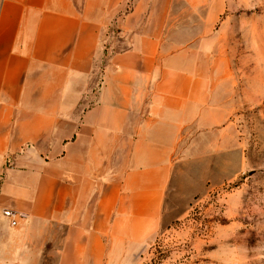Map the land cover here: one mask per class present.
Wrapping results in <instances>:
<instances>
[{
	"label": "crops",
	"instance_id": "obj_1",
	"mask_svg": "<svg viewBox=\"0 0 264 264\" xmlns=\"http://www.w3.org/2000/svg\"><path fill=\"white\" fill-rule=\"evenodd\" d=\"M225 10L226 0H0V264L40 262L49 240L39 245L48 238L34 228L74 227L57 264L91 262L110 220L122 234L155 231L179 145L205 134V48ZM104 48L100 101L83 110ZM4 210L28 222L11 228Z\"/></svg>",
	"mask_w": 264,
	"mask_h": 264
},
{
	"label": "rangeland",
	"instance_id": "obj_2",
	"mask_svg": "<svg viewBox=\"0 0 264 264\" xmlns=\"http://www.w3.org/2000/svg\"><path fill=\"white\" fill-rule=\"evenodd\" d=\"M115 35L105 33L104 47ZM103 51L83 110L100 101L110 49ZM205 80V134L179 145L155 231L122 234L113 220L99 224L96 256L89 263L79 258L81 264H264V0H226L205 48ZM14 166L8 158L3 170ZM7 211L13 210L3 211L11 228L28 222L13 211L21 218L11 226ZM65 228H34L48 238L39 245L49 240L38 264H57L62 233H74Z\"/></svg>",
	"mask_w": 264,
	"mask_h": 264
},
{
	"label": "built area",
	"instance_id": "obj_3",
	"mask_svg": "<svg viewBox=\"0 0 264 264\" xmlns=\"http://www.w3.org/2000/svg\"><path fill=\"white\" fill-rule=\"evenodd\" d=\"M6 217L10 220L11 226L16 227L21 216L13 211H7L5 213Z\"/></svg>",
	"mask_w": 264,
	"mask_h": 264
}]
</instances>
